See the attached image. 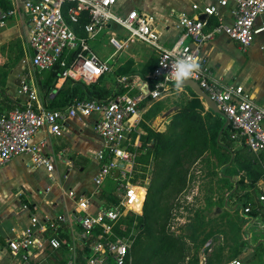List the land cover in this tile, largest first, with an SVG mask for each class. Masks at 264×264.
<instances>
[{"label":"built area","instance_id":"2783aa9c","mask_svg":"<svg viewBox=\"0 0 264 264\" xmlns=\"http://www.w3.org/2000/svg\"><path fill=\"white\" fill-rule=\"evenodd\" d=\"M117 3L118 0H13L10 8L0 7V28L12 18H24L32 68L41 73L55 66L62 67L57 81L72 79L88 84L112 73L111 57L100 58L89 45V39L103 30L109 35V44L115 52L132 42H140L157 55L156 64L145 76L136 73L114 76L116 85L124 91L105 101L85 99L63 108L42 107L35 87L25 77L20 79L17 94L23 98L22 102L9 111L0 110V165L16 156L29 155L32 165L52 171L53 164L45 151L47 138L36 140L35 137L44 130L62 136L66 122L72 119H93L92 129L99 148L94 155L98 164L93 177L95 190L92 193L67 191L76 203L71 219L78 231L71 229L64 244L59 231L61 225L68 222L66 215L58 213L40 218L30 212L26 229L7 239V248L19 264H41L46 255L52 253H56L59 260L63 258L64 264H132L129 254L132 241L117 234L116 229L124 230L122 220L128 215L141 214L149 181L148 175L143 183L133 180L138 165L139 139L144 133L140 126L143 112L140 104L146 98L157 101L167 95L174 85L172 73L178 58H191L199 64V70L189 79L196 81L217 105L235 135L251 152L264 151V103L256 102L242 85L213 79L207 59L201 53L202 46L220 34L238 43L243 51L254 42L264 49V0L192 3V16H177L180 34L169 46L162 43L153 14L137 9L120 14ZM222 7L227 8V15L221 13ZM84 12L89 21L82 27L85 36H79L71 24L77 23ZM200 15H205L206 19H200ZM212 18L215 22L210 24ZM112 24L123 29L124 39L118 38ZM112 173L117 176L116 200L103 202L92 210V196L99 193L104 179ZM257 201L264 210V191ZM250 210L248 203L244 212ZM94 230L101 236L88 244ZM228 264L243 262L234 259Z\"/></svg>","mask_w":264,"mask_h":264},{"label":"trees","instance_id":"16d2710c","mask_svg":"<svg viewBox=\"0 0 264 264\" xmlns=\"http://www.w3.org/2000/svg\"><path fill=\"white\" fill-rule=\"evenodd\" d=\"M11 6L12 2L0 3L3 9ZM64 14L67 19L66 11ZM88 21L89 16L84 12L77 23L71 24L79 36H85L82 27ZM214 22L215 19L212 18L210 24ZM156 60L157 58H155V64ZM127 65L129 63L88 84L65 79L59 88L55 87V84L63 70L62 67L55 66L50 71L41 72L48 86L46 91L48 97L52 90H56V94L50 98L48 107L63 108L74 101L85 99L105 101L122 93L124 90L116 85L114 76L130 73ZM109 75L114 80L113 86L110 87L104 83L107 78L105 76ZM140 107L143 111L140 126L142 130L144 129V134L139 139V152L143 153L137 160L147 166L153 157L154 169L148 189L151 194L149 195V192L147 194L142 215H128L124 218L122 224L126 228L122 230L118 227L117 234H129L133 222L137 221L139 227L141 228L142 225L141 229L148 232L147 245L143 247L149 249V257L158 254L162 249L176 253L173 263L168 264H199L197 257L199 249H203L205 255L203 264H228L234 259H239L238 256L248 248L262 249L260 251L263 254L264 240L261 237L264 235L255 239L251 228L256 221L264 218L262 205L241 195L233 204L230 203V199L237 186H250L254 190L256 183L264 179V151L258 154L251 152L244 141L235 135L231 124L226 122L225 116L221 112L205 110L203 101L193 91L189 94L183 93L179 102L173 105L174 114L163 132L153 130L147 122L167 107L164 97L157 101L146 98ZM237 141H240L239 147L234 146ZM207 152L215 157V163L209 167L210 169L208 168L209 181L205 205L198 208L189 205L182 207L186 212V215H182L185 221L180 223L177 235L174 232L166 233L162 227L155 229L152 224L157 222L160 197L165 196L167 190L174 191L175 183L185 181L187 171L179 167L182 165L183 156H189V162L192 164ZM232 166H236L240 172L231 174L225 172ZM177 167H179L178 170ZM143 170L146 169L143 168ZM136 171L134 181L138 179ZM111 176L117 182L116 173H112ZM215 192H219L222 196L212 201L211 196ZM98 195L102 204L106 196L110 199L109 203L116 200L110 191L100 189ZM248 203L251 204V210L244 212V207ZM148 204H151L153 211L144 213ZM167 218L168 213H166L165 221ZM100 236L99 231L94 230L89 236L88 244ZM136 239V244L134 242L135 245L129 250L132 259V253L135 255L136 252H140L141 254L144 250L139 233ZM254 242L259 243L253 246ZM61 254L64 255V252L62 251ZM59 264H64L63 258L59 260ZM134 264H140L138 256L134 258Z\"/></svg>","mask_w":264,"mask_h":264},{"label":"crops","instance_id":"0c3cea01","mask_svg":"<svg viewBox=\"0 0 264 264\" xmlns=\"http://www.w3.org/2000/svg\"><path fill=\"white\" fill-rule=\"evenodd\" d=\"M195 2L200 3L201 0H118L117 10L120 14L130 9L153 14L161 34V41L165 46H169L180 34V28L176 22L177 16L180 14L192 16L194 11L191 5ZM220 10L221 13L227 15V8L222 7ZM203 19L205 20L206 17ZM111 28L113 29L112 25ZM0 29H2L0 45H7L10 41H15L19 46L18 53L10 61L0 60V110L9 111L22 102L23 98L17 94L19 81L22 77H25L35 87L39 104L42 107L51 108L48 105L50 98L56 94V90H52L48 97L46 94L48 86L44 75L41 73V75H37L39 73L30 64L25 19L12 18L5 27ZM117 33L118 38L124 39L122 30H117ZM258 40L259 37H257ZM229 42L236 44L239 51H243L238 43L223 34L215 36L212 41L202 46L201 53L207 59L213 79L226 84L242 85L256 102L264 103V83L260 80H258L259 82L255 81V78L251 79L253 74L245 76V70H243L250 59L249 51L252 56L254 46L258 48L259 46L256 42L252 43L243 51L246 53V57H243L242 55L237 56L236 52L231 54L225 50V45H228ZM23 52L27 57H23ZM97 54L102 59L111 57L113 70L129 63L127 65L129 72L141 76L151 72V67L155 64L157 56L152 48L140 42H132L117 52L113 48L109 54L105 52ZM64 81V79H59L55 87H61ZM179 89L187 94L193 91L188 86ZM92 126V118L82 121L72 119L66 122V130L62 136L51 135L46 130L36 135V140L47 138L45 151L51 162H54L56 171L55 167L49 172L44 166L32 165L29 155L16 156L0 165V264H19L7 248V239L14 238L26 229L30 212L37 214L40 218L51 217L58 213L66 215L68 222L62 224L59 231L64 244L70 237L71 229L74 232L78 231V226L71 219L76 203L67 195V191L73 189L77 193H92L96 188L93 177L98 170V164L94 160V155L99 148V140L94 132L92 135L89 132V128L92 129ZM91 140L97 143L93 146L95 150L92 156L89 151L93 144L90 142ZM85 160H91L97 168L92 174L90 186L80 180L84 169H86ZM42 168L44 171L43 180H39L35 177V173ZM255 189L258 190L255 201L258 202L259 194L264 191L263 178L256 183ZM23 200L26 202H22ZM101 202L98 194L93 195L92 210L95 209L94 206L101 205ZM254 226H259L264 231V218L256 221ZM261 239L264 240V236ZM261 242L263 243V241ZM258 243L254 242L252 245L255 246ZM253 250V248H248L242 254L249 258L253 257Z\"/></svg>","mask_w":264,"mask_h":264},{"label":"rangeland","instance_id":"374dc122","mask_svg":"<svg viewBox=\"0 0 264 264\" xmlns=\"http://www.w3.org/2000/svg\"><path fill=\"white\" fill-rule=\"evenodd\" d=\"M13 2V0H0L1 2ZM113 29L116 31L122 30L124 33L123 38L126 37V33L118 27L115 24H112ZM162 27V26H160ZM2 29H0V32ZM120 36V35H119ZM109 35L105 32V30L101 31L95 38L89 39V45L91 48L96 51L99 54L105 53H110L113 51V48L109 44ZM0 45V60L1 61H10L16 53H18V42L15 41H10L9 44ZM134 45V44H133ZM225 50L231 54L234 52L237 53V56L242 55L243 57H246L245 52H241L237 49L236 44H233L229 42L228 45H225ZM28 52V51H27ZM249 56L250 59L248 63L245 65L244 69L245 70V76L246 75H251L253 74L252 78H255V81L259 82L260 80L262 83H264V50L259 49L257 46H254V53L251 56V52L249 51ZM23 57H27L26 53L24 54L23 52ZM243 62V61H242ZM244 66V65H243ZM41 75V74H37ZM107 77L104 80L105 85L107 86H113L114 80L112 76H105ZM230 83V82H228ZM174 86V85H173ZM171 87L166 93L167 95L164 97V99L167 102V107L159 114L157 115L154 119L151 121L147 122L149 123V126L155 130V131H165L166 128L168 127L167 123L171 120L173 114H174V109L173 105L179 102L181 96L183 93V90H180L176 87ZM205 110H210L204 104ZM141 124V123H140ZM144 131V129H143ZM89 132L93 133L92 129L89 128ZM144 134V133H143ZM93 143L90 148V156H92L94 152V147L97 143L93 142L92 140L90 141ZM240 141H237L234 143L235 147H239ZM95 144V145H94ZM152 144V143H150ZM194 152V151H193ZM143 152H139V155H141ZM186 152H184L185 154ZM213 163H215V157L210 155L208 152L204 153L202 157H199L193 162L192 164L189 162V156H183L182 158V165L179 166L180 169H186L187 174L184 182H177L174 184L173 188L175 189L174 191L172 190H167L165 196L160 197V211H158L157 215V222L153 223V227L155 229L159 228H164L166 233H171L174 232L175 235L179 233L178 227L180 223H183L185 221V218L182 215H186V212L183 210V206L189 205L193 206L194 208L198 207H203L205 205L206 199L205 197L207 196V188H208V181H209V176H208V168L210 166H213ZM53 167H55L56 171V166H54V162L52 161ZM22 166V165H21ZM84 166H86L85 171L83 172L81 176V181L84 182V184H87L90 186L91 180L93 177V172L96 171V166L93 164L91 160H85ZM177 167V170L178 168ZM143 168L146 170L144 171ZM153 169H154V160L153 157H151L148 165H144L140 162H138V165L136 166L137 170V176H138V181L143 183L145 180V176L148 175L149 181L147 184V191H146V196L145 200L147 197V194L149 192V195L151 194V191H148L149 189V183L153 175ZM210 169V168H209ZM225 172L227 173H239L240 170L236 166H232L229 169H227ZM43 168L40 169L35 173V177L38 178L39 180H43ZM117 182L113 179L111 175L107 176L102 185H101V190L105 191H110L113 194H115V187H116ZM165 193V192H164ZM258 194V190L254 188V190L250 186H237L235 191L232 193V197L230 199V203L233 204L239 196H243L244 198H247L248 200H254L255 197ZM141 195H143V190L141 191ZM219 196H222L219 192H215L212 194V201L217 199ZM109 198L106 197L105 200L103 201L105 204L109 203ZM144 200V203H145ZM144 206V204H143ZM153 211L151 204H148L146 209H144V213H151ZM142 212H143V207H142ZM138 214V215H142ZM166 213H168V218L167 221H165V216ZM132 228L127 235H121L128 237L129 241H132L131 247H133L136 244V235L139 233V237L141 239L142 247L147 245V239H148V232L147 230L141 229L143 226L141 225V228L139 227V224L137 221L133 222ZM123 227L126 228L123 224ZM252 233L254 235V238L257 239V237L264 235V231L260 229L259 226H252ZM135 242V244H133ZM140 243V244H141ZM144 249V247H143ZM134 250V249H133ZM262 251V249H260ZM260 250L254 249L253 250V257L251 256L250 258L248 256H245L243 254L239 255L238 258L243 262V264H257V263H264V253L262 254ZM149 249L145 248L143 252H136L135 255L133 254V262L134 264V258L136 256L139 257V263L140 264H168V263H173V260L175 259L176 253H171L170 251L166 249H162L161 252L158 254H155L151 257H149ZM197 257L199 259V264H203L205 255L203 253V249H199L197 253ZM244 257V258H243ZM41 264H59V257L56 253H52L51 255H46L45 260ZM181 264V263H178Z\"/></svg>","mask_w":264,"mask_h":264},{"label":"clouds","instance_id":"9594fccd","mask_svg":"<svg viewBox=\"0 0 264 264\" xmlns=\"http://www.w3.org/2000/svg\"><path fill=\"white\" fill-rule=\"evenodd\" d=\"M199 70V64L192 61L191 58H178L175 63V70L172 73V79L176 88L183 87L184 83L191 77L193 72Z\"/></svg>","mask_w":264,"mask_h":264},{"label":"water","instance_id":"95a60500","mask_svg":"<svg viewBox=\"0 0 264 264\" xmlns=\"http://www.w3.org/2000/svg\"><path fill=\"white\" fill-rule=\"evenodd\" d=\"M204 17L205 15H201L199 18L203 19ZM183 86L190 87L197 96L201 97L204 100L206 106L210 108L213 112H220L217 108V105L203 92V90L199 87L196 81L188 79ZM226 122L229 123V120L227 118Z\"/></svg>","mask_w":264,"mask_h":264}]
</instances>
